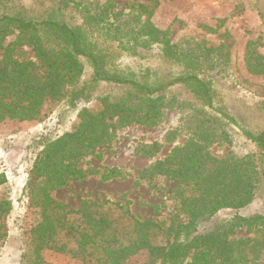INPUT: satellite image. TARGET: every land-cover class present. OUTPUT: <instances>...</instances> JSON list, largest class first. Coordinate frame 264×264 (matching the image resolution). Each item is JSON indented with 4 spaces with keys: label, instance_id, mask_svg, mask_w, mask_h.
I'll return each instance as SVG.
<instances>
[{
    "label": "trees",
    "instance_id": "obj_1",
    "mask_svg": "<svg viewBox=\"0 0 264 264\" xmlns=\"http://www.w3.org/2000/svg\"><path fill=\"white\" fill-rule=\"evenodd\" d=\"M69 4L70 0H35V7L28 9L14 0H0V123L37 120L43 106L60 97L68 98L74 107L91 99L101 83L123 87L124 91L114 101L100 99L96 110H78V122L72 131L44 143L30 174L37 182L26 186L37 221L28 230V251L17 264H43L42 254L48 249L82 264H126L136 256L144 259L143 264H249L248 253L256 255L264 250V215H236L208 232H197L199 225L219 210L242 209L264 189V129L252 133L239 127L223 107L215 104L214 89L206 75L218 64L224 66L226 57L220 55V49L208 48L202 42L185 40L173 44L165 40L160 41L162 56L182 68L175 77H159L149 71L111 72L107 56L91 40L93 34L99 31L106 37L115 36L123 45L135 48L156 42L160 31L131 15L107 21L103 13L87 8L79 10L80 25L70 24L62 19ZM137 8L143 9L142 5ZM257 13L264 26V9L258 7ZM15 31L25 37L21 44L32 47L39 64L15 57L20 43L3 46L6 37ZM258 59L264 57H254L258 62L251 63L249 55L247 69L264 74ZM83 62L89 65L91 74L79 84ZM65 85L70 90L63 94ZM180 87L190 98L186 101L198 106H191L194 111L188 119L166 135L167 142H173L177 132L184 130L209 143L222 136L221 128L232 124L255 148L250 154L219 160L209 156L199 142L190 141L141 173L142 177L164 175L192 185L191 196L182 197L183 191L178 190L182 198L180 210L187 217L185 224L164 228L139 220L126 206L109 201H82L77 210H68L50 196L52 188L84 176L77 163L111 140L110 121L125 128L156 118L162 107L186 110L185 101L167 95L170 89ZM160 149L157 143L137 145L134 153L151 158ZM6 181L1 173L0 188ZM11 210L9 200H0V221ZM243 227L254 235L252 239H229ZM70 236V248L69 239L61 243L56 240ZM6 237V232L0 231V243ZM191 252L192 259L186 262Z\"/></svg>",
    "mask_w": 264,
    "mask_h": 264
},
{
    "label": "rangeland",
    "instance_id": "obj_2",
    "mask_svg": "<svg viewBox=\"0 0 264 264\" xmlns=\"http://www.w3.org/2000/svg\"><path fill=\"white\" fill-rule=\"evenodd\" d=\"M28 9L35 7V0H14ZM143 9L137 8L138 6ZM47 7V6H46ZM258 7L264 9V0H70L69 8L62 19L67 23H82L79 10L87 8L101 12L112 21L117 16L131 15L141 23H150L160 34L157 41L143 47L131 48L120 43L115 36L92 35V41L107 56V69L111 72L126 71L155 73L159 77H175L182 68L162 56L161 42L176 44L185 40L203 43L208 48L220 49L226 57V64H218L207 70L214 89L215 104L223 107L239 127L252 133L264 129V74L249 72L246 63L250 57H264V26L257 13ZM106 23V18L104 20ZM25 40L18 31L8 35L3 44L18 42L15 57L39 64L32 47L21 44ZM0 50V58L2 56ZM264 71V60L258 59ZM258 62V61H257ZM43 72V69L40 68ZM91 68L83 62V72L79 84L89 79ZM78 84V85H79ZM70 90L63 88V94ZM123 87L101 83L88 101H80L73 107L69 99L60 97L47 102L39 119L30 122L5 121L0 123V174L6 176V183L0 188V200L7 199L12 204L11 212L0 221V231L7 237L0 243V264H17L21 255L28 251V230L36 224V210L30 207L26 186L37 179L31 174L32 166L42 155L44 143L73 130L76 126L77 112L82 108L96 110L99 100L107 98L114 101L123 96ZM169 97L185 101L186 110L176 107H162L156 118L146 122H135L125 128H118L115 120L110 121L111 140L89 156L83 157L77 167L84 176L71 179L60 188H52L50 196L64 204L68 210H77L82 201L98 203L111 202L126 206L129 212L142 221H152L164 228L185 224L187 217L181 213L182 197L194 194L192 185L179 183L164 175L151 178L141 173L157 162L164 161L176 147L193 141L204 146L205 152L216 159L241 157L254 152V145L232 124L221 128L222 136L206 143L190 131H179L173 142L166 141V135L179 128L194 111L189 104L186 91L173 88L167 92ZM197 105V106H196ZM190 109V110H189ZM157 143L161 149L151 158L134 153L137 145ZM264 215V189L246 207L233 210L221 209L209 221L199 225L197 232L212 230L218 224L238 215L249 217ZM254 235L245 227L236 230L229 239L247 240ZM73 246L71 236L57 238L58 242ZM191 252L186 262L192 259ZM43 264H82L67 255L51 249L43 252ZM249 264H264V250L256 255L249 254ZM140 256L131 258L126 264H143Z\"/></svg>",
    "mask_w": 264,
    "mask_h": 264
}]
</instances>
